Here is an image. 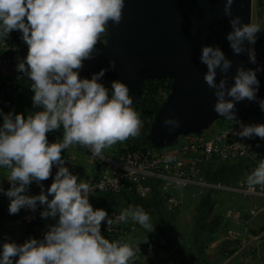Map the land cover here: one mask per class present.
<instances>
[{
	"label": "clouds",
	"instance_id": "1",
	"mask_svg": "<svg viewBox=\"0 0 264 264\" xmlns=\"http://www.w3.org/2000/svg\"><path fill=\"white\" fill-rule=\"evenodd\" d=\"M234 2H224L223 13L230 18L232 29L226 39L233 54L247 51L249 63L257 64L254 45L261 27L233 16ZM124 7L125 0H0V41L6 43L13 31L22 34L28 52L18 60L16 70L32 82V104L40 109L26 117L0 109V168L9 170L6 179L10 184L7 190L0 185V193L9 198L10 215L22 208L35 212L39 203L45 206L41 218L55 220L42 239L29 238L23 244L4 242L0 264H132L140 252L139 245L109 241L102 235V223L106 222L109 230L113 219L104 209H93L90 185L72 174L62 157L63 150L78 145L102 159L105 149L141 134L142 121L132 107L127 84L113 80L111 87H106L101 81L108 69L90 78L80 76L84 62L99 54L96 46L108 34L109 25L121 23ZM199 59L207 68L205 83L215 90L214 111L219 116L236 120L235 105L245 100L258 103L264 112L257 77L264 67H237L229 87L232 61L219 46H203ZM110 67L115 68L114 61ZM217 70L222 75L219 83ZM163 124L173 126L170 132L180 126L178 120L167 118ZM61 128L62 139L49 143L46 134ZM237 135L264 140V124L241 123ZM172 159L166 156L165 162ZM54 165L58 170L47 191L41 185L39 195L26 194L33 181L40 185L49 179ZM246 184L250 190L264 188V159L247 176ZM116 219L125 223L131 219L146 232L154 231L155 225L142 206L129 204Z\"/></svg>",
	"mask_w": 264,
	"mask_h": 264
},
{
	"label": "water",
	"instance_id": "2",
	"mask_svg": "<svg viewBox=\"0 0 264 264\" xmlns=\"http://www.w3.org/2000/svg\"><path fill=\"white\" fill-rule=\"evenodd\" d=\"M225 0H125L123 19L118 26L109 25L105 47L86 60L80 76L91 77L108 69L103 78L128 85L133 101L141 97L147 81L171 79V93L160 106L148 133L149 145L167 147L178 137L196 135L217 120L239 121L263 114L258 103L247 100L235 105L236 120H227L214 111L216 97L203 77L207 68L200 62L205 45L219 46L232 61L228 86L239 66L245 69L264 67L249 63L247 51L233 54L226 35L232 29L223 13ZM252 0H235L232 15L242 23L251 21ZM245 47L248 45L245 43ZM115 62V68L110 62ZM258 98L264 99V72ZM222 75L217 70L216 82ZM178 120L180 126L169 131L165 119Z\"/></svg>",
	"mask_w": 264,
	"mask_h": 264
},
{
	"label": "built area",
	"instance_id": "3",
	"mask_svg": "<svg viewBox=\"0 0 264 264\" xmlns=\"http://www.w3.org/2000/svg\"><path fill=\"white\" fill-rule=\"evenodd\" d=\"M107 41L108 36L105 34L96 46L98 52L105 47ZM1 46L7 47L3 41H0ZM26 49L28 50V46ZM22 59L24 58L0 56V109L19 99L23 84L31 85L32 83L27 76L16 70L18 60ZM111 82L112 80L105 78L102 81L109 88ZM161 82L162 85L154 95H151L150 91L144 87L145 82L140 99L137 102L133 101L132 107L139 113L142 126L148 124L149 120H153V111L159 110L171 93L172 80L166 79ZM241 123L245 126L264 124V113L239 121L217 120L201 133L182 136L180 140L176 139L167 147L121 146L110 156L103 154L102 159L93 156L88 151V158L94 163V167L87 172L85 177V183H88L92 189L89 194V203L94 210L104 209L113 219V225L109 230L106 222L102 223V235L105 238L125 237L133 222L131 219L126 223L116 219L122 210L108 209L92 203L91 198L95 195L117 196L128 192L144 198L151 193L150 181L158 184L161 194L170 190L185 189L191 184L206 185V179L199 168L202 164L210 162L236 163L246 160L245 172L247 176L250 175L260 160L264 159V156L258 155L264 149V140L259 137L251 139L239 137L237 133L241 130ZM169 155L173 159L166 163L165 157ZM65 159L73 166L77 164V158L70 153L65 154ZM247 176L245 179L237 181L234 185L235 189L245 198H264V188L260 186H256L254 190L248 188ZM211 186L221 187V184L216 183ZM26 194H40L35 181L31 183ZM44 208L45 206L38 203L35 212L25 209L24 215L16 220V227L27 226L29 222L26 221L40 216ZM48 220L55 221L52 218H48ZM2 233L5 232L0 231V236ZM3 243H1L0 251H2Z\"/></svg>",
	"mask_w": 264,
	"mask_h": 264
},
{
	"label": "rangeland",
	"instance_id": "4",
	"mask_svg": "<svg viewBox=\"0 0 264 264\" xmlns=\"http://www.w3.org/2000/svg\"><path fill=\"white\" fill-rule=\"evenodd\" d=\"M251 22L261 27L254 48L257 62L264 63V0H252ZM147 123L141 132L148 134L153 120ZM142 138L140 135L125 142L138 143ZM205 181L206 185L191 184L161 194L157 200H147L149 204L144 209L155 225L154 231L146 232L132 221L125 237L106 239L139 245L140 252L132 264H225L234 259L231 264H264V244L257 243L264 240V231L254 223L260 216L258 211L264 210V198H245L233 184L223 182L221 187H214V181ZM23 215L0 214V231L5 232L0 236V246L3 242L23 244L29 238H43L45 230L30 225L16 227V220ZM254 243L257 244L253 246ZM230 256L233 257L229 259Z\"/></svg>",
	"mask_w": 264,
	"mask_h": 264
},
{
	"label": "crops",
	"instance_id": "5",
	"mask_svg": "<svg viewBox=\"0 0 264 264\" xmlns=\"http://www.w3.org/2000/svg\"><path fill=\"white\" fill-rule=\"evenodd\" d=\"M21 33L19 31H13L10 33L9 38L6 40V46L3 48L0 47V56L2 57H22L25 58L27 55L28 50L26 49L27 45L23 40L20 38ZM90 78V77H89ZM103 81V79H102ZM101 81V82H102ZM34 93L31 90V85L23 84L20 90V96L19 99L14 102L13 104L9 106H5L1 108L4 113H8L10 111H15V113H22L27 116L30 112L39 111L40 109L34 108L32 104V97ZM3 119L0 117V125H2ZM146 126V125H145ZM143 135V138L138 143H134L133 140L129 142H123V143H117L112 148L105 149L103 154L105 156H110L112 153L120 148L121 146H130V147H136V146H143V145H149L148 141V134L147 131H143L140 134ZM47 139L49 143H55L59 142L63 137V129L52 131L46 134ZM70 153L74 155L77 158V164L75 166L71 165L66 159L65 154ZM258 155L264 156V149H262ZM62 157L65 159L66 163L64 166L69 168V171L77 175L79 179H81L82 182H85L86 174L89 170H91L94 167V163L89 160L88 158V151L79 147L78 145L70 146L67 150L62 151ZM247 161H241V162H234V163H227V162H210L205 163L200 166V172L204 175L205 179L211 181H214V183H223L227 182L230 184L235 185L237 181L245 179L246 178V172H245V165ZM58 170L57 166L54 165L51 171V175L48 180L42 181L40 185L37 184V189L40 192L41 191V185L43 186L44 190L46 188L50 187L51 183L53 182L54 176L56 171ZM9 174V170L5 168H0V185L7 190L10 187L9 182L7 181L6 177ZM149 186L151 187V193L143 198V197H137L135 195H130L128 193H121L117 196H105V195H95L91 198L92 203H101L109 208H122L125 209L128 207L129 204L131 205H138L142 206L143 208L148 207L149 201L156 198L161 195L158 184L154 181L149 182ZM142 198V199H141ZM9 198L3 193H0V214L5 216H13L9 214ZM25 213V209H21L18 214ZM260 213L259 218L254 222L256 226H258L259 229H263L264 231V210L261 213V210L258 211ZM18 214H15L14 216H17ZM38 218H41V216H35L31 221L28 223L30 225V228L39 229V230H45L47 231L48 225L55 223L50 222L48 220H39ZM257 243L264 244V240L257 241ZM256 243V244H257ZM255 243L252 244L253 246L256 245ZM233 257L230 256L229 259ZM249 257H253L252 255ZM17 259V258H16ZM15 260V259H14ZM234 260L225 261V264H231Z\"/></svg>",
	"mask_w": 264,
	"mask_h": 264
},
{
	"label": "trees",
	"instance_id": "6",
	"mask_svg": "<svg viewBox=\"0 0 264 264\" xmlns=\"http://www.w3.org/2000/svg\"><path fill=\"white\" fill-rule=\"evenodd\" d=\"M161 85H162V82L161 81L160 82L148 81V82L145 83L144 87L147 88L148 91H150L151 95H154V94H156L158 88ZM157 112H158V109H156V110L153 111V118H152L153 120H154Z\"/></svg>",
	"mask_w": 264,
	"mask_h": 264
}]
</instances>
